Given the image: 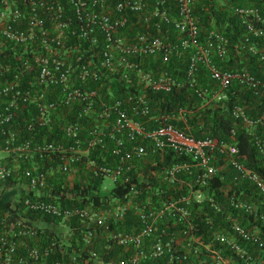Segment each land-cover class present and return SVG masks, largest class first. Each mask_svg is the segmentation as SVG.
<instances>
[{
	"label": "built area",
	"instance_id": "1",
	"mask_svg": "<svg viewBox=\"0 0 264 264\" xmlns=\"http://www.w3.org/2000/svg\"><path fill=\"white\" fill-rule=\"evenodd\" d=\"M197 7L0 0V201L16 190L12 208L0 210V264H88L68 243L39 241L26 219L43 214L77 218L66 233L97 238V264H264V174L241 160L233 128L230 140L195 137L173 122L234 94V84L264 90L246 64L217 66L229 38L205 26ZM230 9L243 25L235 55L248 47L264 60L259 7ZM173 90L183 103L167 110L155 92ZM245 106L235 102L230 113L264 166V117ZM80 161L101 177L106 202L70 205L72 193L55 189L78 180Z\"/></svg>",
	"mask_w": 264,
	"mask_h": 264
},
{
	"label": "trees",
	"instance_id": "2",
	"mask_svg": "<svg viewBox=\"0 0 264 264\" xmlns=\"http://www.w3.org/2000/svg\"><path fill=\"white\" fill-rule=\"evenodd\" d=\"M258 6L260 12L264 15V0H198L199 10L203 15V24L209 26L214 24L217 29L223 31L229 38V44L231 47V53L226 59H216V64L221 69H229L234 66H240L246 64L249 66L251 71L264 78V60L258 58L259 54H254L251 50L246 47L242 50L241 55H235L237 49L234 47V42H237L240 33L243 29L241 20L237 14L232 12L231 7L235 6ZM205 6L207 8H205ZM256 48L260 51L264 47V35L255 40ZM240 49V48H239ZM234 94L228 93L227 98L222 99L216 105L204 107L203 109L196 110L192 116L185 122L173 121L179 128L188 129L193 133L195 137H203L205 135L217 136L222 139L230 140V130L234 129V139L239 148V154L241 160L255 169L256 171L264 174V166L262 164V155L258 152L255 144H253L249 138V135L245 131L244 127L236 122L231 116V107L235 102H241L245 104L246 109L250 116L260 115L264 117V90L257 93L253 92L252 89L246 88L239 84H234ZM155 97L159 99V105L167 110H171L177 106L176 101L183 103L184 93H177L175 90L170 92L158 91L155 92ZM163 97V101L160 100ZM86 159L84 156L83 160ZM168 160L171 162L170 155ZM78 171L80 174L77 176V181L71 186H56L55 189L62 193L63 191H70L71 197H66L67 204H84V202L92 201L94 204L100 202H106L107 195L100 191L101 177H92L90 175L91 169L85 171L83 169L82 162L78 163ZM86 179V182L83 181ZM122 192L125 187H116ZM16 193L14 188H10L6 193V199L0 201V210L3 208H12V202L10 196ZM165 195L172 194V187L164 191ZM76 195L84 196L82 201H79ZM9 197V199H8ZM62 197V196H61ZM15 219V217L10 218ZM26 223L31 226H35L40 234L39 241L43 244H47L51 240H54L56 244L68 243L67 245L72 246L75 252L80 258H89L88 264H97L100 259H96L92 256L91 250L96 251L98 254H102L103 249L100 246L97 238L89 237L86 239L78 229L68 228L70 234L66 233L65 228L63 231L56 230L59 227L60 221L54 219L49 215H41L39 218L30 217L26 219ZM80 223L77 218H72L62 224V226L78 227ZM33 243V239H29ZM71 243V244H69ZM71 248V249H72ZM62 257L60 253L55 254L53 257ZM161 264V263H153Z\"/></svg>",
	"mask_w": 264,
	"mask_h": 264
},
{
	"label": "rangeland",
	"instance_id": "3",
	"mask_svg": "<svg viewBox=\"0 0 264 264\" xmlns=\"http://www.w3.org/2000/svg\"><path fill=\"white\" fill-rule=\"evenodd\" d=\"M104 184L109 188V187H111V180L109 179V178H106L105 180H104ZM103 187H101V189H100V191H101V193L103 192ZM5 195V194H4ZM59 225V227H56V230L57 231H59L60 229H61V231H63L64 229H65V227L64 226H62V224H58Z\"/></svg>",
	"mask_w": 264,
	"mask_h": 264
}]
</instances>
